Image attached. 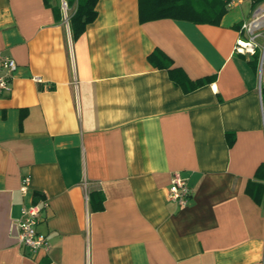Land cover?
Listing matches in <instances>:
<instances>
[{"label": "crops", "instance_id": "obj_1", "mask_svg": "<svg viewBox=\"0 0 264 264\" xmlns=\"http://www.w3.org/2000/svg\"><path fill=\"white\" fill-rule=\"evenodd\" d=\"M62 1L0 0V51L17 64L0 94V264H264V201L246 192L264 163V0L219 25L99 0L77 39ZM257 9L254 67L235 46ZM157 49L178 77L214 79L184 92L149 61ZM176 171L187 206L167 197ZM38 203L50 246L32 253L17 221Z\"/></svg>", "mask_w": 264, "mask_h": 264}, {"label": "trees", "instance_id": "obj_2", "mask_svg": "<svg viewBox=\"0 0 264 264\" xmlns=\"http://www.w3.org/2000/svg\"><path fill=\"white\" fill-rule=\"evenodd\" d=\"M47 3L49 0H46ZM68 7L75 6L74 12L69 16V24L73 39L83 34L87 26L94 22L98 16L97 4L99 0H66ZM228 0H139V18L141 22L172 18L190 21L196 24L219 25L223 15L228 11ZM59 16V10H56ZM259 51L253 53L250 63L257 67L259 64ZM160 50H154L148 57L149 61L158 68H166L175 79L176 84L181 85L184 92H191L214 79V76H205L191 80L185 76H177V68L170 69L171 62ZM262 99L264 104V87H262ZM264 107V105H263ZM229 135V133H227ZM230 136V135H229ZM255 178L248 181L246 192L258 203L264 201V163L255 172ZM98 208H102L100 205Z\"/></svg>", "mask_w": 264, "mask_h": 264}, {"label": "built area", "instance_id": "obj_3", "mask_svg": "<svg viewBox=\"0 0 264 264\" xmlns=\"http://www.w3.org/2000/svg\"><path fill=\"white\" fill-rule=\"evenodd\" d=\"M243 0H228V7L241 3ZM62 9L67 14L68 4L66 0L62 1ZM69 18V17H67ZM262 18L263 14L259 9H257L253 17L242 23L240 29L242 32L247 33V38H240L236 42L235 50L241 53L253 54L256 52L257 48L260 46L256 41L259 37L258 30L260 26H262ZM261 70L264 69V45L261 46ZM17 69L16 60L0 51V94H2L5 90H9L11 87V81L13 79L14 73ZM262 93V88H261ZM260 93V94H261ZM262 100V94H261ZM263 107V106H262ZM263 117H264V107H263ZM264 120V119H263ZM171 184L168 190V199L178 204L179 206H187L191 199L192 189L188 179L183 176V174L179 171H176L171 176ZM30 176L24 177L23 181H21V191L26 194L29 192V186L31 184ZM47 205V203H43ZM42 204H25L21 209V217L19 221H17L20 229V242L22 245L27 247L32 253L37 252L38 250L44 248L49 249L50 240L47 236L42 235L37 230L38 221L41 218V209ZM263 253V263H264V251Z\"/></svg>", "mask_w": 264, "mask_h": 264}, {"label": "rangeland", "instance_id": "obj_4", "mask_svg": "<svg viewBox=\"0 0 264 264\" xmlns=\"http://www.w3.org/2000/svg\"><path fill=\"white\" fill-rule=\"evenodd\" d=\"M67 9V8H66ZM67 11H68V13L70 12V10L69 9H67ZM66 13V12H65ZM69 19V18H68ZM262 39L263 38H261V40L260 41H262ZM261 62H260V64H259V67H258V74H259V78H260V80L259 81H261V84L263 85L264 84V70H261Z\"/></svg>", "mask_w": 264, "mask_h": 264}]
</instances>
